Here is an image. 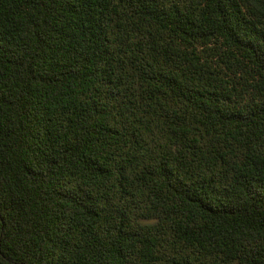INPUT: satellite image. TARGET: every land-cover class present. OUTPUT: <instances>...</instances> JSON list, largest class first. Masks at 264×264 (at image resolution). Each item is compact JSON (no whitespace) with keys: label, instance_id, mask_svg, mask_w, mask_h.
<instances>
[{"label":"trees","instance_id":"1","mask_svg":"<svg viewBox=\"0 0 264 264\" xmlns=\"http://www.w3.org/2000/svg\"><path fill=\"white\" fill-rule=\"evenodd\" d=\"M0 264H264V0H0Z\"/></svg>","mask_w":264,"mask_h":264}]
</instances>
